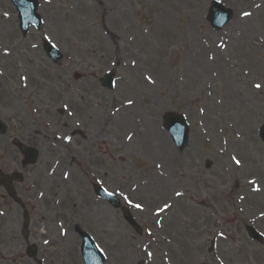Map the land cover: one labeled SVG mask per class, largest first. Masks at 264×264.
Returning a JSON list of instances; mask_svg holds the SVG:
<instances>
[{"label": "rangeland", "instance_id": "374dc122", "mask_svg": "<svg viewBox=\"0 0 264 264\" xmlns=\"http://www.w3.org/2000/svg\"><path fill=\"white\" fill-rule=\"evenodd\" d=\"M38 2L41 29L22 37L0 0V171L22 178L15 202L0 189V264H83L79 232L105 264H264V242L246 234L264 236V91L254 87L264 85V0ZM212 2L232 13L218 31ZM44 41L62 53L57 64ZM128 100L137 117L126 131L115 116ZM168 113L189 126L182 150L163 129ZM14 140L38 151L35 165H22ZM94 186L130 209L140 235Z\"/></svg>", "mask_w": 264, "mask_h": 264}, {"label": "water", "instance_id": "95a60500", "mask_svg": "<svg viewBox=\"0 0 264 264\" xmlns=\"http://www.w3.org/2000/svg\"><path fill=\"white\" fill-rule=\"evenodd\" d=\"M18 12H19V18L21 20V29L23 33L26 32V29L29 24H33L36 29L40 26V20L38 16L35 15V9H36V3L34 0H11ZM230 19V13L228 11L222 10L220 7H217V5H213V8L210 12L209 21L211 23H215L216 25H220V27L226 23ZM45 52L47 55L52 59L53 62H57L60 60L61 56L54 50H52L49 46L44 47ZM101 84L106 88H111L112 85V76L107 75L102 80ZM165 128L167 131H169L174 140L177 142V145L180 149H182L185 146L186 143V125L182 118L174 115L167 116L165 120ZM5 132V129L0 124V134H3ZM260 137L264 141V127L260 131ZM21 150L26 154L27 160L25 163L27 164H33L37 159V152L31 149H23ZM8 190L11 191V188L8 187ZM96 195L106 200L110 205H112L114 208H119L118 201L111 195L106 194L102 189L97 188L96 189ZM124 219L138 232L140 233L139 228L135 225L131 217L128 215V213L121 209ZM28 225V218L24 217V226L26 227ZM248 233L250 237L260 242L261 238L256 234L255 231L252 229L248 230ZM24 236L27 234L25 231ZM83 244H82V254L84 255V259L86 261V264H103V258L101 255H99L96 250L93 248V243L91 242V239L84 233H80Z\"/></svg>", "mask_w": 264, "mask_h": 264}, {"label": "bare ground", "instance_id": "6f19581e", "mask_svg": "<svg viewBox=\"0 0 264 264\" xmlns=\"http://www.w3.org/2000/svg\"><path fill=\"white\" fill-rule=\"evenodd\" d=\"M264 4V3H263ZM262 4V5H263ZM11 32H12V30H10L8 33H5V36L7 37V39H9L10 37L11 38H13L12 36H10V34H11ZM135 61H138V58L137 57H134L133 58ZM128 65H129V69H130V71L132 72L133 71V73H134V71H135V68H136V65H135V63L133 64V61H130L129 63H128ZM135 66V68L134 69H132L133 67ZM128 69V70H129ZM243 87H245V85H243ZM257 90H259V91H264V85H261V87L259 88V89H257ZM112 110H111V112H110V116L114 119V116H115V112H113V108H111ZM122 109L125 111V116H119V115H117V116H115V118L117 119V120H119L120 121V123H123V130H126V131H128V127H125L124 128V126H125V124L126 125H131V123L132 122H135L136 123V117H132L133 115H135V108H133V106L132 105H130V104H124L123 105V107H122ZM126 116H128V118H126ZM135 119V120H134ZM93 121V128H95L96 127V121L93 119L92 120ZM135 125V124H134ZM154 125V124H153ZM152 131H154L155 133H157V131H156V128H154V127H152ZM139 130L137 129L135 132H134V134H136V137H140L139 136ZM153 132V133H154ZM142 138H143V135H141V138H139L138 140H137V142H139V143H142ZM252 192L254 193V191H256L253 187H252ZM261 192V190L259 191V192H257L256 191V193H259V194H257V197L258 198H260V197H262V195L263 194H261L260 193ZM252 194V193H251ZM264 197V196H263Z\"/></svg>", "mask_w": 264, "mask_h": 264}, {"label": "snow or ice", "instance_id": "6c2138e0", "mask_svg": "<svg viewBox=\"0 0 264 264\" xmlns=\"http://www.w3.org/2000/svg\"><path fill=\"white\" fill-rule=\"evenodd\" d=\"M242 15H244V16H249V15H251V13H249V12H244V13H242ZM7 54H8V53H7V50H5V55H7ZM134 63H135V62L133 61V64H134ZM22 79H25V77H22ZM146 79H149V81L151 82V80H150L149 77H146ZM254 87H256L257 89H259V88L261 87V85H260V84H256V85H254ZM127 103H128V104H132L133 102H132L131 100H128ZM201 111H203V110H201ZM65 139H68V138L65 137ZM128 139H131V136H129ZM232 159H233L237 164L240 163V161L237 160L235 156H233ZM157 167H160V165H157ZM176 195H177V196H180V195H182V193L177 192ZM126 199H127V197H126ZM134 207H136V208H141L142 205H141V204H135ZM168 208H170V205H168V204H164L163 208H159V209H158V212H163V211H165V210L168 209ZM62 234H63V233H62ZM46 243H47V241H46Z\"/></svg>", "mask_w": 264, "mask_h": 264}, {"label": "flooded vegetation", "instance_id": "af4514ba", "mask_svg": "<svg viewBox=\"0 0 264 264\" xmlns=\"http://www.w3.org/2000/svg\"><path fill=\"white\" fill-rule=\"evenodd\" d=\"M34 262H36V264H44V260H37V261H34Z\"/></svg>", "mask_w": 264, "mask_h": 264}]
</instances>
